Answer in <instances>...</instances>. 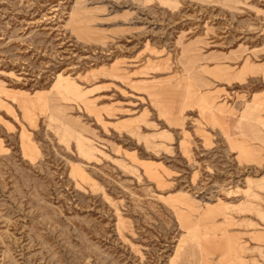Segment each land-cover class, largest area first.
Wrapping results in <instances>:
<instances>
[{
    "label": "rangeland",
    "instance_id": "1",
    "mask_svg": "<svg viewBox=\"0 0 264 264\" xmlns=\"http://www.w3.org/2000/svg\"><path fill=\"white\" fill-rule=\"evenodd\" d=\"M0 264H264V0H0Z\"/></svg>",
    "mask_w": 264,
    "mask_h": 264
}]
</instances>
